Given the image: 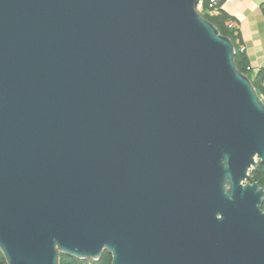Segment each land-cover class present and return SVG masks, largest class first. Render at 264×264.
Returning <instances> with one entry per match:
<instances>
[{
	"label": "water",
	"instance_id": "water-1",
	"mask_svg": "<svg viewBox=\"0 0 264 264\" xmlns=\"http://www.w3.org/2000/svg\"><path fill=\"white\" fill-rule=\"evenodd\" d=\"M200 0H0V251L264 264V101Z\"/></svg>",
	"mask_w": 264,
	"mask_h": 264
},
{
	"label": "crops",
	"instance_id": "crops-1",
	"mask_svg": "<svg viewBox=\"0 0 264 264\" xmlns=\"http://www.w3.org/2000/svg\"><path fill=\"white\" fill-rule=\"evenodd\" d=\"M205 12L226 15V27L245 54L254 77L264 68V0H216Z\"/></svg>",
	"mask_w": 264,
	"mask_h": 264
},
{
	"label": "trees",
	"instance_id": "trees-1",
	"mask_svg": "<svg viewBox=\"0 0 264 264\" xmlns=\"http://www.w3.org/2000/svg\"><path fill=\"white\" fill-rule=\"evenodd\" d=\"M199 2H201L204 11L207 8H209L211 4L209 0H200ZM201 15L205 19L212 22L217 27V29L221 34L228 36L231 39L235 47L234 61L236 67L238 68L239 71L246 74L251 79L252 84L254 85L258 95L264 101V85L262 84V80L264 79V68L260 69L259 72L254 77H252L250 73V69L247 68L249 66L247 64V59L245 54L237 46L233 33L226 27V20H227L226 15H224L221 12H219L216 15H209L205 12V13H201ZM250 175H251V180H250L251 182L257 181L264 188V162L258 161L256 167L251 169ZM261 208L264 211V201L262 203ZM0 264H7L1 251H0ZM59 264H111V254L110 252L104 250L100 259L90 260V259H78L76 257L61 253L59 256Z\"/></svg>",
	"mask_w": 264,
	"mask_h": 264
},
{
	"label": "built area",
	"instance_id": "built-area-1",
	"mask_svg": "<svg viewBox=\"0 0 264 264\" xmlns=\"http://www.w3.org/2000/svg\"><path fill=\"white\" fill-rule=\"evenodd\" d=\"M210 1V6L212 5L213 2H215L216 0H209ZM197 7L199 8H203L201 2L198 3ZM248 69H250V67H247ZM262 84L264 85V79L262 80Z\"/></svg>",
	"mask_w": 264,
	"mask_h": 264
},
{
	"label": "rangeland",
	"instance_id": "rangeland-1",
	"mask_svg": "<svg viewBox=\"0 0 264 264\" xmlns=\"http://www.w3.org/2000/svg\"><path fill=\"white\" fill-rule=\"evenodd\" d=\"M197 10H198L200 13H205V11L203 10V8H199V7H197Z\"/></svg>",
	"mask_w": 264,
	"mask_h": 264
}]
</instances>
